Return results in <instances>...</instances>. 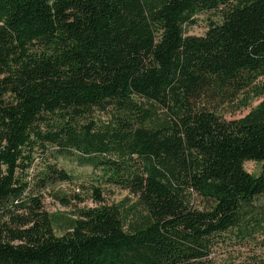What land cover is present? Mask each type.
Masks as SVG:
<instances>
[{"label": "trees", "instance_id": "16d2710c", "mask_svg": "<svg viewBox=\"0 0 264 264\" xmlns=\"http://www.w3.org/2000/svg\"><path fill=\"white\" fill-rule=\"evenodd\" d=\"M59 157L90 168V204L53 190L75 180ZM110 186L131 197L107 202ZM240 247L222 263L264 264V0H0V264Z\"/></svg>", "mask_w": 264, "mask_h": 264}, {"label": "rangeland", "instance_id": "374dc122", "mask_svg": "<svg viewBox=\"0 0 264 264\" xmlns=\"http://www.w3.org/2000/svg\"><path fill=\"white\" fill-rule=\"evenodd\" d=\"M209 14L207 12H198L195 13L193 16L195 20L190 24H185L184 30L187 33H193V34H201L205 27H206V20L207 16ZM258 99H254L251 101V105L254 104ZM246 109L242 110L241 112L245 111ZM228 115V114H226ZM58 162L65 167L70 173L73 174L74 179L73 181H59L53 184V190L60 191L65 194H71L72 191H77L80 194L82 193L76 185L78 182H84L86 179V175L89 173L90 168L87 165H83L75 160L74 157H59ZM243 167L252 173H256L259 170L260 162L255 160H244L242 163ZM125 195H128V197H131L130 194L127 193L126 189L116 187V186H110L108 189L104 190L103 197L107 202L111 201H117L120 198L124 197ZM84 200L79 202V205L82 204H90V199L86 196V194L83 195ZM72 199H71V202ZM44 206L49 211H58L60 213L69 211L70 205H62L57 200L51 198L50 195H45L44 198ZM245 252L240 248H234L229 249L228 251L224 252H218L214 255V263L215 264H223V260H231L234 263H241L242 257L245 256Z\"/></svg>", "mask_w": 264, "mask_h": 264}]
</instances>
